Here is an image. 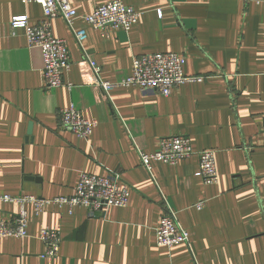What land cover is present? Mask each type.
Returning <instances> with one entry per match:
<instances>
[{
	"label": "crops",
	"instance_id": "0c3cea01",
	"mask_svg": "<svg viewBox=\"0 0 264 264\" xmlns=\"http://www.w3.org/2000/svg\"><path fill=\"white\" fill-rule=\"evenodd\" d=\"M108 0H69L78 16ZM263 0H123L139 14L128 32L107 36L82 19L83 52L61 18L52 34L65 41L70 67L63 85L42 87L41 50L10 23L39 24L41 8L0 0V194L40 199L74 194L79 175L118 173L130 189L124 208L95 216L50 205L36 216L27 206V237L0 239V264H264V8ZM158 12L161 15H158ZM175 53L185 58V83L168 97L93 86L87 55L102 81L131 74L134 56ZM73 106L97 126L87 140L59 129V112ZM32 124L29 134L28 127ZM186 135L194 152H215L218 181L196 177L198 157L173 166H141L136 148L157 150L161 138ZM165 198L189 244L158 247L155 230ZM203 200L202 210L194 205ZM18 212L0 203V219ZM40 226L58 231L59 252L42 258Z\"/></svg>",
	"mask_w": 264,
	"mask_h": 264
},
{
	"label": "built area",
	"instance_id": "2783aa9c",
	"mask_svg": "<svg viewBox=\"0 0 264 264\" xmlns=\"http://www.w3.org/2000/svg\"><path fill=\"white\" fill-rule=\"evenodd\" d=\"M23 4H36L41 8L43 19L39 24L30 26L26 18H16L10 23L12 30H23L28 46L41 50L42 87L51 91L63 85V76L70 67L69 54L66 43L55 38L52 34V22L61 18L73 38L83 51V42L86 39L84 30H75L74 22L82 19L93 30L101 33L103 37L111 29H120L128 32L137 23L139 14L131 7L126 6L123 0H108L106 3L95 7L91 14L78 16L69 0H18ZM264 8V0L256 1ZM160 16L161 13L158 12ZM89 64L93 86L107 95L116 87H134L142 94L156 93L168 97L173 88L185 83H200L202 77L185 76L183 67L185 58L175 53H157L150 55L134 56L132 58L131 74L124 80L111 83L99 78L100 69L86 55ZM97 126L95 120L85 118L73 106L60 110L59 129L69 131L80 140H87ZM264 131V115L262 118ZM139 162L149 173L152 163H161L173 166L177 162L189 159L196 154L198 157V171L196 177L204 185H214L218 181L215 166V152L203 150L194 152L190 139L186 135H174L161 138L158 148L152 153H144L136 148ZM1 164V161H0ZM130 196L129 187L124 184L118 173L107 171L105 176H94L86 173L79 175L74 194L67 198H53L49 200L34 196L18 195L9 196L0 194V203H12L18 206L17 214L9 221L0 219V239L16 238L22 240L27 237V206H30L36 216L42 214L45 207L50 205L66 206L70 209L81 207L87 210L91 217L109 207L124 208ZM162 213L158 227L155 230V241L158 247L171 248L176 244H189L187 232L179 225L176 213L169 207L165 198L161 200ZM205 205L203 200L198 201L194 208L202 210ZM39 239L45 247L42 258H54L60 247V234L58 231L45 226H40Z\"/></svg>",
	"mask_w": 264,
	"mask_h": 264
},
{
	"label": "water",
	"instance_id": "95a60500",
	"mask_svg": "<svg viewBox=\"0 0 264 264\" xmlns=\"http://www.w3.org/2000/svg\"><path fill=\"white\" fill-rule=\"evenodd\" d=\"M31 128H32V124H29V127H28V132H29V134H30V132H31Z\"/></svg>",
	"mask_w": 264,
	"mask_h": 264
}]
</instances>
